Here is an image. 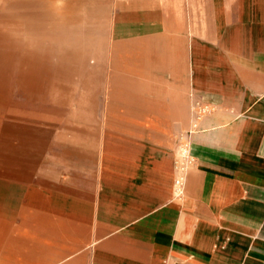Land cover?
Here are the masks:
<instances>
[{"label":"crops","instance_id":"1","mask_svg":"<svg viewBox=\"0 0 264 264\" xmlns=\"http://www.w3.org/2000/svg\"><path fill=\"white\" fill-rule=\"evenodd\" d=\"M210 5L182 60L121 65L150 108L116 110L97 188L42 192L39 210L65 215L33 260L4 248L1 264H264V0Z\"/></svg>","mask_w":264,"mask_h":264},{"label":"rangeland","instance_id":"2","mask_svg":"<svg viewBox=\"0 0 264 264\" xmlns=\"http://www.w3.org/2000/svg\"><path fill=\"white\" fill-rule=\"evenodd\" d=\"M210 8V0H0V264L22 249L33 260L36 237L52 236L58 216L39 210L42 192L97 188L116 110L150 108L130 75L118 80L121 65L182 60L185 36L209 38Z\"/></svg>","mask_w":264,"mask_h":264},{"label":"built area","instance_id":"3","mask_svg":"<svg viewBox=\"0 0 264 264\" xmlns=\"http://www.w3.org/2000/svg\"><path fill=\"white\" fill-rule=\"evenodd\" d=\"M205 108H198V113L202 112ZM182 150L185 151L184 156L178 159V164H177V168L179 171V176L178 178L175 180V187H176V192L178 194H181L183 192V186H184V176L183 174L188 170V167L192 164L193 160L192 157L189 153V150L187 148H182Z\"/></svg>","mask_w":264,"mask_h":264},{"label":"bare ground","instance_id":"4","mask_svg":"<svg viewBox=\"0 0 264 264\" xmlns=\"http://www.w3.org/2000/svg\"><path fill=\"white\" fill-rule=\"evenodd\" d=\"M184 154H185V151L181 150V152H180L181 157L184 156Z\"/></svg>","mask_w":264,"mask_h":264}]
</instances>
